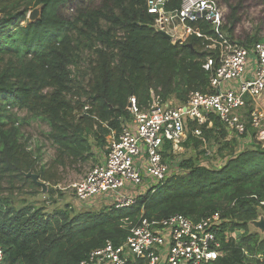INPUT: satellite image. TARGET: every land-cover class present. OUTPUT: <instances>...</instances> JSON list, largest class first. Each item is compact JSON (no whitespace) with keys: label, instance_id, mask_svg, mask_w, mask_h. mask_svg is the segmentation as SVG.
I'll list each match as a JSON object with an SVG mask.
<instances>
[{"label":"trees","instance_id":"trees-1","mask_svg":"<svg viewBox=\"0 0 264 264\" xmlns=\"http://www.w3.org/2000/svg\"><path fill=\"white\" fill-rule=\"evenodd\" d=\"M67 2L0 0V264H79L107 240L115 245L124 241L141 217L181 214L198 221L216 212L226 220L222 231L239 232L227 242L221 236L226 254L209 264H264V234L248 228L259 209L264 210V149L254 140L243 148L237 147L235 138L226 140L227 130L214 117L213 128L220 129L223 145L218 154L229 149L225 162L205 167L195 159L181 161L178 171L156 185L154 192L138 195L129 208L96 206L75 198V205L51 212L34 204H13L18 184L36 193L42 189L26 174L56 186L59 178L50 170L86 163L93 156L96 162L95 153L104 147L106 137L112 131L118 135L122 121L129 119L125 108L130 97L144 108L152 91L177 106L186 103L191 92H212L210 72L203 64L210 57L216 68L217 52L206 49L207 41L195 35L168 41L154 28L155 16L147 12L146 0H102L96 8L78 9L71 19H63L58 11ZM179 5L180 0H168L165 10ZM219 7L221 30L228 39L244 46L264 42L258 30L235 40L237 9L230 7L226 21L225 9ZM35 8L40 9L39 17L30 22L27 16ZM192 27L215 37L208 22ZM84 50L91 53L86 81L77 82L71 68L78 66ZM22 111L49 127L46 137L56 156L48 169L39 166V158L20 141V123L25 119L17 112ZM195 128L196 122H188L183 146L190 141L196 148L201 145L192 135ZM199 128L205 137L213 131L207 124ZM246 128L253 136L254 130L248 124ZM89 134L98 142L95 148Z\"/></svg>","mask_w":264,"mask_h":264},{"label":"built area","instance_id":"built-area-1","mask_svg":"<svg viewBox=\"0 0 264 264\" xmlns=\"http://www.w3.org/2000/svg\"><path fill=\"white\" fill-rule=\"evenodd\" d=\"M167 1L146 0L147 12L155 16L154 28L169 35L172 42L195 35L207 41L206 49L217 52L216 68L210 57L203 64L210 72L212 92H191L186 103L177 106L163 102L152 91L144 108L130 97L125 108L129 119L122 121L120 133L112 131L106 137L104 147L95 153V164L70 187L80 203L123 209L133 206L138 195L154 192L156 185L179 170L170 155L186 140L190 121L197 124L192 135L201 140L199 127L207 124L212 128L214 117L227 130L226 140L235 138L237 147L243 148L250 140L264 147L260 103L264 96V42L244 46L228 39L221 30L222 11L216 0H180L173 11L165 10ZM198 22H208L215 37L192 27ZM247 124L254 130L253 136L247 133ZM107 198L112 200L110 204L105 202ZM225 222L217 212L198 221L181 214L161 219L141 217L124 241L115 245L107 240L79 264H209L226 254L221 236L225 242L237 236V231L221 230Z\"/></svg>","mask_w":264,"mask_h":264},{"label":"rangeland","instance_id":"rangeland-1","mask_svg":"<svg viewBox=\"0 0 264 264\" xmlns=\"http://www.w3.org/2000/svg\"><path fill=\"white\" fill-rule=\"evenodd\" d=\"M217 1L225 9L226 21H228L231 14L230 7H236L237 9V21L234 23L233 28V38L235 40H243L248 34H251L256 30H258L260 35L264 37V0ZM101 2L102 0H68L65 5L59 8L58 14L63 19H71L76 15L75 13L78 9L96 8L100 6ZM174 26L176 31L179 32V23L174 24ZM90 55V52L84 50L79 57L78 66L71 68V75L77 82L86 81L83 76L87 73L86 64L87 61H89L88 57ZM260 103L262 104V111H264V96L260 100ZM17 115L19 118L25 119L20 123V130L22 133L20 141L31 151L34 157L39 158L38 165L44 166L45 169H48L56 156L55 146L46 137L49 131L48 125L39 119L29 118L24 111L17 112ZM211 129H213V131H211L207 137L203 136V140L199 139L201 140V145L198 148L194 146L192 141L189 142L188 146L181 145L175 154L170 155V159L173 163L176 165L178 164L179 166L181 161L195 159L197 162L202 161V164L205 167L221 166V164L228 158L227 155L229 149H224L222 155L218 154V150L223 147L219 133L220 129L213 127ZM88 139L92 148H95V145L98 144V142L93 140V135L89 134ZM216 139H219L220 141L217 142ZM260 147L264 149L261 145ZM94 160L95 157L93 156L86 163L67 164L65 167L58 166L55 169L50 170L49 174H52L53 172L56 173L60 182L56 186H51L49 183L43 182L46 184V190L43 191V189H41L39 193L33 192V188H30L27 185L22 186V184H18V188L13 191V204L16 207H21L26 204H34L43 207L46 212L61 208L65 204H70L72 206L75 205L73 191L70 187L73 183L81 179L95 164ZM5 187L8 186L4 184V188ZM48 188L50 189L49 193H47ZM51 190L53 191L52 193H50ZM2 193L6 195L8 193V188ZM105 202L110 204L112 200L107 198ZM263 227L264 210L259 209L258 218L249 222L248 228L252 233L263 235ZM238 232L239 231H237V233Z\"/></svg>","mask_w":264,"mask_h":264},{"label":"water","instance_id":"water-1","mask_svg":"<svg viewBox=\"0 0 264 264\" xmlns=\"http://www.w3.org/2000/svg\"><path fill=\"white\" fill-rule=\"evenodd\" d=\"M39 14H40V9L39 8H35L33 9L31 12H29L28 14V20L31 22V21H34L36 20L38 17H39ZM163 37H165L168 41H171V37L169 35H167L166 33H162ZM27 177H30L33 181V183H35L36 185L40 186L43 191L46 190V184L41 182L37 175H34V174H31V173H28L26 174ZM263 230H264V227H263Z\"/></svg>","mask_w":264,"mask_h":264}]
</instances>
